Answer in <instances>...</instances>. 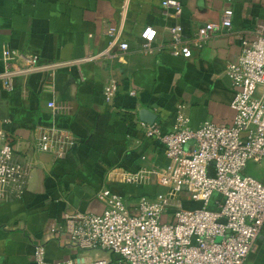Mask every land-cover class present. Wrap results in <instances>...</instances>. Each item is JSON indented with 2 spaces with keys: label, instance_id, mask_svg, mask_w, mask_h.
Returning <instances> with one entry per match:
<instances>
[{
  "label": "crops",
  "instance_id": "0c3cea01",
  "mask_svg": "<svg viewBox=\"0 0 264 264\" xmlns=\"http://www.w3.org/2000/svg\"><path fill=\"white\" fill-rule=\"evenodd\" d=\"M162 1L0 0V75L6 47L36 54L40 62L69 63L55 76L35 72L15 77L12 89L0 77V125L15 162L27 169L22 197L0 203V264H37L39 245H45L52 261L124 264L115 254L80 249L65 231L50 225L63 226L67 215L77 212L102 214L106 205L98 193L105 188L132 206L142 196L165 190L155 180L124 181L126 173L169 163L165 150L145 137L139 125L142 109L157 115L163 131L172 128L182 105L194 127L206 121L233 123L236 89L228 66L241 51L238 33L264 23V0H179L183 12L178 18L162 15ZM227 9L234 11L233 29L212 37L191 57L166 50L151 54L141 46L149 26L158 31L159 47L170 39L169 26L178 25L189 38L200 26L218 22ZM115 38L128 42L129 49L114 51L109 59L86 60L111 48ZM112 78L119 82V92L108 102L105 86ZM50 127L68 130L77 139L64 158L36 148L39 129ZM250 165L252 174L264 179V166ZM184 204L201 206L191 200ZM245 264H264V229Z\"/></svg>",
  "mask_w": 264,
  "mask_h": 264
},
{
  "label": "built area",
  "instance_id": "2783aa9c",
  "mask_svg": "<svg viewBox=\"0 0 264 264\" xmlns=\"http://www.w3.org/2000/svg\"><path fill=\"white\" fill-rule=\"evenodd\" d=\"M182 12L179 0L162 1L165 18H178ZM233 16L234 11L227 9L218 22L200 26L189 38L181 27L171 25L169 41L159 47L158 31L149 26L141 35V46L151 54L166 50L173 56L188 58L212 37L233 29ZM115 32L110 30L112 35ZM238 37L241 51L227 70L236 89L233 123L206 121L194 127L185 105L175 112L169 131H163L158 122L139 121L145 137L165 150L169 163L126 173L124 181L155 180L165 190L142 196L132 206L120 194L105 188L98 193L106 205L102 214H68L63 226L56 228L52 223L51 229L65 231L82 250L106 251L119 256L124 264H245L264 229V179L247 173L251 163L264 166V23L241 31ZM129 47L128 42L115 38L111 48L86 60L109 59L114 51ZM3 61L5 71L0 77L10 89L15 77L35 72L55 76L69 64L40 62L36 54L11 47L4 49ZM118 92L119 82L112 78L105 86L106 100L111 102ZM49 106L55 107V102ZM1 112L0 107V120ZM76 143L71 132L58 127L39 129L35 139L39 152L58 159L64 158ZM26 178L27 169L15 162L8 133L0 125V203L22 197ZM216 194L221 196L217 200ZM187 199L201 202L203 207L185 208L181 202ZM212 202L215 209L210 208ZM34 258L37 264H111L107 259L52 261L45 245L37 246Z\"/></svg>",
  "mask_w": 264,
  "mask_h": 264
},
{
  "label": "water",
  "instance_id": "95a60500",
  "mask_svg": "<svg viewBox=\"0 0 264 264\" xmlns=\"http://www.w3.org/2000/svg\"><path fill=\"white\" fill-rule=\"evenodd\" d=\"M140 118L149 124H153L157 120V115L149 109H142L140 111Z\"/></svg>",
  "mask_w": 264,
  "mask_h": 264
},
{
  "label": "rangeland",
  "instance_id": "374dc122",
  "mask_svg": "<svg viewBox=\"0 0 264 264\" xmlns=\"http://www.w3.org/2000/svg\"><path fill=\"white\" fill-rule=\"evenodd\" d=\"M254 166L253 165H250L249 166V168L247 169V173L248 174H252V172H253V170H254ZM245 172V171H244ZM219 197H221L220 195H219ZM187 200H191V201H193L192 199H187ZM196 202V201H195ZM182 204H183V207H186L187 208V205L186 204H184L185 203V201L184 202H181ZM200 204H201V206L200 207H203V204L201 203V202H199ZM175 205H178L179 203L178 202H175L174 203ZM198 205L196 204V205H193V207H197ZM211 208H212V206H211ZM213 208H215V206L213 205ZM165 221H167V220H165Z\"/></svg>",
  "mask_w": 264,
  "mask_h": 264
}]
</instances>
